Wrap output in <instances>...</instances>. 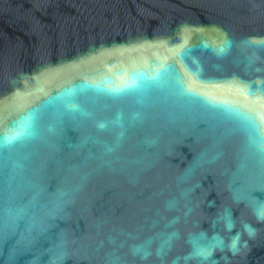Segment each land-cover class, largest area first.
Here are the masks:
<instances>
[{
	"label": "water",
	"instance_id": "water-1",
	"mask_svg": "<svg viewBox=\"0 0 264 264\" xmlns=\"http://www.w3.org/2000/svg\"><path fill=\"white\" fill-rule=\"evenodd\" d=\"M261 208L264 0H0V264H264Z\"/></svg>",
	"mask_w": 264,
	"mask_h": 264
},
{
	"label": "snow or ice",
	"instance_id": "snow-or-ice-1",
	"mask_svg": "<svg viewBox=\"0 0 264 264\" xmlns=\"http://www.w3.org/2000/svg\"><path fill=\"white\" fill-rule=\"evenodd\" d=\"M6 139H7V138H6ZM259 214H260L261 216H264V208H261V209H260Z\"/></svg>",
	"mask_w": 264,
	"mask_h": 264
},
{
	"label": "clouds",
	"instance_id": "clouds-1",
	"mask_svg": "<svg viewBox=\"0 0 264 264\" xmlns=\"http://www.w3.org/2000/svg\"><path fill=\"white\" fill-rule=\"evenodd\" d=\"M248 229H249V231H251V229H250V226H246ZM235 247V244H233V248Z\"/></svg>",
	"mask_w": 264,
	"mask_h": 264
}]
</instances>
